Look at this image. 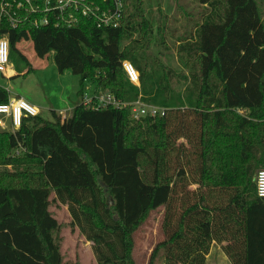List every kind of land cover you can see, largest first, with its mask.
Returning <instances> with one entry per match:
<instances>
[{
    "label": "trees",
    "instance_id": "trees-1",
    "mask_svg": "<svg viewBox=\"0 0 264 264\" xmlns=\"http://www.w3.org/2000/svg\"><path fill=\"white\" fill-rule=\"evenodd\" d=\"M198 1L199 18L174 39L187 73L150 53L154 32L165 41L168 15L157 9L154 30L143 0H123L116 27L83 18L4 29L9 56L30 65L17 44L31 41L36 56L52 53L59 72L79 75L80 87L65 117L52 110L51 120L36 114L0 129V264H63L53 203L66 205L97 264H136L133 234L160 207L163 239L147 264L160 250L162 264H206L213 243L229 264H264L255 186L264 169V0ZM87 81L126 105H85ZM8 99L0 85V103ZM135 101L164 113L133 118Z\"/></svg>",
    "mask_w": 264,
    "mask_h": 264
},
{
    "label": "rangeland",
    "instance_id": "rangeland-1",
    "mask_svg": "<svg viewBox=\"0 0 264 264\" xmlns=\"http://www.w3.org/2000/svg\"><path fill=\"white\" fill-rule=\"evenodd\" d=\"M168 15V32L165 41L160 42L153 33L150 41V53L172 67L176 72L187 73V69L179 63L175 54V37L191 29L193 21L199 18L203 6L198 0H143L142 9L154 30L159 22L158 11ZM264 17V12H262ZM17 49L24 53L30 65L15 56H9L7 74L0 73V85L4 87L9 97H22L24 100L36 103L38 114L43 119L51 120L52 110L69 109L77 101V90L80 87V76L70 70L59 72L53 62L52 53L41 58L35 55L31 41H22ZM27 71V72H26ZM90 81L84 84V94L89 95ZM61 117L65 113L59 112ZM193 187V186H192ZM55 218L63 225L60 230L62 237L61 253L63 264H97L92 253L91 242L87 241L77 228L71 229L67 224L70 216L65 205L53 203L50 207ZM163 207L149 213L145 221L134 232V247L132 256L136 264H147L154 245L163 239L161 230ZM207 257L206 264H217L216 256ZM162 251H158L152 264H162ZM219 263H222L220 260Z\"/></svg>",
    "mask_w": 264,
    "mask_h": 264
},
{
    "label": "built area",
    "instance_id": "built-area-1",
    "mask_svg": "<svg viewBox=\"0 0 264 264\" xmlns=\"http://www.w3.org/2000/svg\"><path fill=\"white\" fill-rule=\"evenodd\" d=\"M125 15L123 0H0V73L7 74L9 61V43L5 30L23 25L41 26H77L83 18L92 19L97 27H116ZM5 29V30H4ZM122 67L128 79L138 84L139 74L133 64L124 60ZM85 105L113 106L126 105L109 92L85 94ZM38 108L22 97H9L0 103V129L17 130L24 117L38 114ZM133 118L156 116L164 113V108L135 101L131 108ZM64 117V116H63ZM18 152V150L16 151ZM256 193L264 197V169L255 175Z\"/></svg>",
    "mask_w": 264,
    "mask_h": 264
},
{
    "label": "crops",
    "instance_id": "crops-1",
    "mask_svg": "<svg viewBox=\"0 0 264 264\" xmlns=\"http://www.w3.org/2000/svg\"><path fill=\"white\" fill-rule=\"evenodd\" d=\"M90 83H92V82L90 81ZM94 88H95V85H94V83H92V85H91V90H90V94H89V95H91V94L94 92ZM32 104H34V105L37 107L36 103L33 102V100H32ZM72 107H73V106H72ZM72 107H71V108H72ZM71 108H70V109H71ZM70 109H69V110H70ZM55 111H56V110H55ZM56 112H57V113H59V112H61V113H65V115H67V113H68L69 111H65L64 109H59V110H57ZM58 204H60V203H58ZM61 205H63V204H61ZM65 206H66V205H65ZM211 252L213 253L212 256H214V255L216 256V258H217V264H229V261H228L226 255L224 254V252L222 251V249L220 248V246H219L218 244L213 243V244L211 245V247H210V251H209L207 257L211 254ZM207 259H208V258H206V261H207ZM220 260L222 261V263H219Z\"/></svg>",
    "mask_w": 264,
    "mask_h": 264
},
{
    "label": "water",
    "instance_id": "water-1",
    "mask_svg": "<svg viewBox=\"0 0 264 264\" xmlns=\"http://www.w3.org/2000/svg\"><path fill=\"white\" fill-rule=\"evenodd\" d=\"M111 204H112V200L109 199V200H108V205H111Z\"/></svg>",
    "mask_w": 264,
    "mask_h": 264
},
{
    "label": "bare ground",
    "instance_id": "bare-ground-1",
    "mask_svg": "<svg viewBox=\"0 0 264 264\" xmlns=\"http://www.w3.org/2000/svg\"><path fill=\"white\" fill-rule=\"evenodd\" d=\"M9 72L11 73V70Z\"/></svg>",
    "mask_w": 264,
    "mask_h": 264
}]
</instances>
